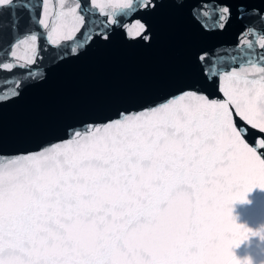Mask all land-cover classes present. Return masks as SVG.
<instances>
[{"label":"snow or ice","instance_id":"1","mask_svg":"<svg viewBox=\"0 0 264 264\" xmlns=\"http://www.w3.org/2000/svg\"><path fill=\"white\" fill-rule=\"evenodd\" d=\"M164 3L0 0V115L92 49L151 48ZM171 3L200 38L183 79L14 139L0 122V264H252L233 246L264 231L233 202L264 188V0Z\"/></svg>","mask_w":264,"mask_h":264},{"label":"water","instance_id":"2","mask_svg":"<svg viewBox=\"0 0 264 264\" xmlns=\"http://www.w3.org/2000/svg\"><path fill=\"white\" fill-rule=\"evenodd\" d=\"M156 22L159 39L149 49H129L115 41L55 69L47 83L0 115L8 138L14 139L24 125L52 124L62 116L100 108L117 98L162 90L183 79L188 72L184 49L200 38L187 31L171 0H165ZM224 36L227 38V34ZM248 127L251 142L257 130ZM247 197L233 202V215L237 222L258 229L264 225V188L254 186ZM233 252L238 258L249 257L252 264H260L264 260V239L259 234L250 235L234 245Z\"/></svg>","mask_w":264,"mask_h":264},{"label":"clouds","instance_id":"3","mask_svg":"<svg viewBox=\"0 0 264 264\" xmlns=\"http://www.w3.org/2000/svg\"><path fill=\"white\" fill-rule=\"evenodd\" d=\"M258 229H260V230L264 231V225H261V227H260V228H258ZM260 264H264V260L260 261Z\"/></svg>","mask_w":264,"mask_h":264}]
</instances>
